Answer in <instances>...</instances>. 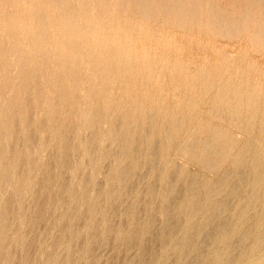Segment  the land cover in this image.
<instances>
[{
    "label": "clouds",
    "instance_id": "clouds-1",
    "mask_svg": "<svg viewBox=\"0 0 264 264\" xmlns=\"http://www.w3.org/2000/svg\"><path fill=\"white\" fill-rule=\"evenodd\" d=\"M0 78L5 162L16 136L14 122L19 121L20 137L28 134L25 97L31 87L33 104H39V78L43 110L36 122L46 113L63 116L65 105L89 115L102 106L109 121L127 113L126 122L140 124L141 132L151 117L149 145L159 136L166 154L175 151L173 160L183 163L182 174L201 168L206 209L233 185L243 193L230 230L209 247L211 264H227L228 245L252 213L264 232V0H0ZM75 119L80 122L79 115ZM40 135L41 147L30 154L37 164L46 156ZM111 138L109 130L101 147ZM245 150L258 177L247 183L240 173L244 163H238ZM18 164L17 155L14 176ZM229 171L223 190L209 193L217 176ZM33 183L28 181L26 195ZM159 195L166 199L163 189ZM198 199L189 195L187 207ZM199 215L186 218L185 238ZM19 224L7 253L13 246L22 249L27 239L22 217ZM15 260L9 255L3 264ZM240 264H264V250L250 245Z\"/></svg>",
    "mask_w": 264,
    "mask_h": 264
},
{
    "label": "bare ground",
    "instance_id": "bare-ground-1",
    "mask_svg": "<svg viewBox=\"0 0 264 264\" xmlns=\"http://www.w3.org/2000/svg\"><path fill=\"white\" fill-rule=\"evenodd\" d=\"M39 79V78H38ZM37 81V80H36ZM2 83V82H1ZM38 83V81H37ZM3 86V84H1ZM37 87L39 86L38 84H36ZM35 85V86H36ZM42 85V84H40ZM1 86V87H2ZM40 88L43 87L42 86H39ZM5 87H3L2 91L4 90ZM39 88V89H40ZM38 89V90H39ZM4 92V91H3ZM5 93V92H4ZM1 95V94H0ZM4 95V94H2ZM31 95V96H29ZM28 97H33L32 94L28 93L27 95ZM38 96V97H37ZM36 97L38 99H40L39 97V94L36 95ZM3 99V97H2ZM28 99L30 98H25V101H27ZM59 99V98H58ZM33 100V99H32ZM60 100V99H59ZM59 100L56 99V102H60ZM28 102V101H27ZM26 102V103H27ZM41 102V101H40ZM39 102V104H40ZM55 102V103H56ZM57 102L56 105H59V103ZM43 103V101L41 102ZM28 104H30L28 102ZM31 104H33V101L31 102ZM30 104V105H31ZM43 106V104H41ZM40 105V107H41ZM2 106H3V102H2ZM1 106V107H2ZM67 106V105H66ZM65 106V107H66ZM0 107V264H3V261L7 258V252H6V249L8 248V244L11 243V238H10V233L12 232V220H15L17 219L18 220V229L20 228V224H19V219L22 217L23 218V222L25 224V229H24V236H25V232H26V229H29L30 232H33L36 228L38 229V227L41 225L42 226H45L46 223L48 222V218H52L53 219V223L52 225L58 229L59 231V237L52 243V248H50V251L47 252V253H43L41 251L40 254L38 255H34L32 257L29 256V248L31 247L30 246V243L33 242L32 240L33 239H28V235L29 233L25 236L27 239L26 241L24 242L23 244V248L21 249L22 251V258L20 259V263L21 264H69V256H71V252L72 251V245H70L71 241H70V238L73 239L74 238H84L81 243H80V246L78 248V258L79 259H83L84 261H87V259L91 256V252H92V245L95 244L97 242V239L102 237V238H108L110 235H114L116 239H122L123 238V235H122V232L121 230L122 229H119V228H114L111 222V216L112 214L116 211V207L118 205V207L120 208L119 206V203L122 202L123 200V197L125 194V192L128 191H125L124 193H122V188L125 185V182L128 181L129 179H132L131 177L133 176L134 174V169H135V163H139L137 162V160L134 162H131L129 166H124L122 165L124 159H128V157L134 155V152H132V149H131V143H129V141L132 140V135H133V132L134 130L133 129H129L127 128L128 130L126 131H121V127L120 128H117V127H111L109 130L112 131V138L110 139L111 142H113V145H117L116 147L118 148L116 151H112V156H113V161L115 163V165L112 166V168H110V171L107 172L108 174L106 175L107 176V181H108V187L107 189H102V191H98L95 195L93 196H90L88 195V188H89V181L87 179H81L80 182H79V188L78 189H74V188H69L68 185H65V182L63 180V177H64V172L66 171V167L64 165V162H65V157L67 158L68 156L67 155V150H68V144H67V149L65 148V146L63 147L64 149L61 148V145H60V140L58 143H56L58 145V151H59V154L55 157L54 159V166L55 164L57 165L56 167H58V171H54V173L52 174L51 176V180H52V185L48 184L46 187L45 185H43V188L44 189V192H45V203L43 206H35V210L33 211V214H32V217L28 219V217L26 218V216L23 214V213H20V210H21V206H20V202H21V199L22 197L24 196V194H26L25 190L28 189V181H30V172L32 170V168L34 167L35 165V158L31 155L30 157V142H29V138L24 137V139H22L24 141V145H23V151L20 153V152H10L9 155H8V161L5 163V158H4V136H5V131H4V121L2 119V108ZM34 107V106H33ZM32 107V108H33ZM40 109V107L37 105L35 106V108H31V110L29 111H34V109H37V108ZM99 107V106H98ZM97 107V108H98ZM43 108V107H42ZM69 107L67 106L66 109H68ZM96 108V109H97ZM100 109H103L102 106L100 108H98V110ZM96 111L94 110V112L96 113H99L100 111ZM64 111L65 108H64ZM36 112V111H35ZM59 113V111H57ZM69 112V110H68ZM71 112V111H70ZM69 112V113H70ZM74 112V111H73ZM71 112V113H73ZM86 112V111H85ZM31 113V112H30ZM30 113L28 112V116L30 115ZM33 113V112H32ZM57 114V116H59V114ZM70 113V114H71ZM76 113V111L74 112V114ZM95 113V114H96ZM103 113V112H102ZM67 114V113H66ZM68 114V115H70ZM94 114V113H92ZM101 114V112L99 113ZM36 116V114L33 113V116ZM82 115H84V113H82L80 116V118L83 119ZM104 116V113L102 114ZM122 116V114H120ZM127 115V113L125 114V116ZM31 116V115H30ZM34 116V117H35ZM65 116V114L63 115ZM95 116V115H94ZM97 116V115H96ZM102 116V117H103ZM43 117V116H42ZM56 117V116H54ZM62 117V116H61ZM69 117V116H68ZM74 116H72V118H74ZM89 117V116H87ZM93 117V116H92ZM100 117V118H102ZM116 117H120V116H116ZM50 118V116H49ZM57 118V117H56ZM67 118V117H66ZM66 118H64L63 120L66 121ZM70 118V117H69ZM86 118V116H85ZM107 118V116L105 117ZM121 118V117H120ZM125 118V117H124ZM41 119V118H40ZM130 119V118H129ZM151 119V117L149 118ZM29 120V119H28ZM31 120V119H30ZM34 119H32L33 121ZM43 120V119H42ZM60 120V119H59ZM62 120V119H61ZM68 120V119H67ZM86 120V119H84ZM103 120V118L101 119ZM108 120V119H107ZM40 121V120H39ZM54 121V120H52ZM63 122H59L60 124L64 123ZM83 121V120H82ZM99 121V118H91V119H88L87 121V126H90L89 128H91L92 131H96V128H94L97 123H99L100 125L103 123L105 124L104 122H98ZM113 121H116L115 123L119 124L117 121H118V118L114 119ZM112 121V122H113ZM129 121V120H128ZM132 121V120H131ZM41 122V121H40ZM69 122V121H68ZM105 122H106V119H105ZM29 123H32V124H36V122H27V125ZM85 123V122H84ZM114 123V122H113ZM129 123V122H128ZM15 124H18L19 126V122L16 123L15 121ZM46 124V123H45ZM57 124V123H56ZM59 124V126H60ZM95 124V126H94ZM108 124V123H107ZM126 123H124L123 125H125ZM149 125L151 124V122L148 123ZM147 124V126H148ZM30 125V124H29ZM28 125V126H29ZM38 125V124H37ZM36 125V127H37ZM42 125V124H41ZM66 125V124H65ZM86 125V124H85ZM140 124H138L139 126ZM146 125V124H145ZM152 125V124H151ZM27 126V127H28ZM58 126V125H57ZM73 126V125H72ZM114 126H117V125H114ZM119 126H122V125H119ZM34 128V126H32ZM41 127V126H40ZM49 127V126H48ZM52 127V126H51ZM67 126H64L63 129L61 131L64 130V128H66ZM70 127V126H69ZM81 127V126H79ZM134 127V126H133ZM47 128V127H46ZM77 128V127H76ZM101 128V126H100ZM125 128V126H124ZM145 128V127H144ZM42 129V127H41ZM44 129V128H43ZM56 129L58 130L57 133L59 132V127ZM54 129V130H56ZM136 129V128H135ZM139 129V128H137ZM136 129V130H137ZM141 129V127H140ZM150 126L148 127V129H146V133L148 132V130L150 131ZM36 130V129H35ZM38 130V129H37ZM49 130V129H47ZM52 130V129H51ZM67 130V128L65 129ZM77 130V129H75ZM79 130V129H78ZM86 130V129H85ZM99 130V129H98ZM97 130V131H98ZM135 130V131H136ZM152 130V129H151ZM15 131H16V135L19 134L20 132V128L18 127H15ZM31 131V130H30ZM39 131V130H38ZM72 131V129H71ZM107 130H105L106 132ZM144 131V130H143ZM43 132V131H41ZM64 132V131H63ZM86 132V131H85ZM93 132V133H94ZM31 133V132H30ZM28 133V134H30ZM47 133V132H46ZM54 133V131L52 132ZM68 133L71 134V132L68 131ZM88 133H92V132H88ZM136 133V132H134ZM139 133V132H138ZM142 133V132H141ZM151 132H148V134H150ZM39 134V133H38ZM62 134V133H61ZM78 134V133H77ZM76 134V135H77ZM97 134V133H96ZM105 134V133H103ZM106 134H109V131L106 133ZM105 134V135H106ZM119 134V135H117ZM145 134V133H144ZM146 135L145 139L148 140V143H149V135ZM31 135V134H30ZM58 135V134H56ZM64 135H67L64 134ZM73 135V134H72ZM71 135V136H72ZM75 135V134H74ZM75 135V136H76ZM91 135V134H90ZM136 135L140 136V134H137ZM151 135V134H150ZM53 136V135H52ZM55 136V135H54ZM95 136V135H94ZM99 136V135H98ZM97 136V137H98ZM104 136V135H103ZM19 137V136H18ZM41 137V136H39ZM51 137V136H50ZM68 137V136H67ZM86 137V136H85ZM89 137V136H88ZM96 137V138H97ZM105 137V136H104ZM102 135H101V138L103 140ZM107 137V136H106ZM136 137V136H134ZM54 138V137H53ZM58 138V137H57ZM64 138V136H63ZM77 138V137H76ZM17 139V138H16ZM20 139V138H19ZM40 139V138H39ZM56 139V138H55ZM54 139V140H55ZM71 139H75V137H71ZM84 139V138H83ZM93 138H91V141L89 143V141L86 140V142H88L91 146H89L87 149H84L85 151H87L88 153V157L86 158L87 159V162H88V166H89V171L92 173H95L97 172L98 168H99V160L101 161V159L107 157L108 155H106V153L104 152H100V153H96L95 155H91V149H95L97 152V148L99 149L100 146L98 145V143H96L97 145L94 144V140H92ZM95 139V138H94ZM22 140H21V143H22ZM36 140V139H35ZM38 140V139H37ZM63 140V139H62ZM77 140V139H76ZM99 140V139H98ZM141 141V143H144L145 141H143L142 139H139ZM138 140V141H139ZM161 140V139H160ZM41 142V139L38 140ZM97 141V140H96ZM136 141V140H135ZM154 141V140H152ZM156 141V140H155ZM33 142V141H31ZM57 142V141H56ZM63 142V141H62ZM65 142V141H64ZM63 142V143H64ZM68 142V141H67ZM75 142V141H74ZM85 142V141H84ZM134 142V141H133ZM160 142V141H159ZM158 142V146L160 145H163L161 143ZM162 142V140H161ZM19 143V142H18ZM38 143V142H37ZM36 143V144H37ZM115 143V144H114ZM140 143V142H139ZM154 143V142H153ZM16 144V142H15ZM44 144V142H43ZM55 144V145H56ZM65 144V143H64ZM87 144V143H86ZM85 144V145H86ZM88 144V145H89ZM132 144H135V143H132ZM156 143H154V147ZM41 145V144H40ZM71 145V144H70ZM79 145V144H78ZM84 145V147H86ZM136 145H139V144H136ZM136 145H133L132 147L136 146ZM143 145V144H142ZM81 146V145H80ZM144 146V145H143ZM157 146V147H158ZM166 146V145H165ZM164 146V147H165ZM25 147L27 148V151H25ZM79 147V146H78ZM110 147V146H109ZM146 146H144L145 148ZM149 147V145L147 144V148ZM151 147V146H150ZM153 147V146H152ZM178 147V145H177ZM193 149L195 148V145L193 144L192 145ZM52 148V147H51ZM54 148V147H53ZM56 148V149H57ZM80 148V147H79ZM77 148V149H79ZM107 148V147H106ZM137 148V146H136ZM158 148L159 151H155L157 150ZM157 149L153 148L152 151L151 149L149 148V152H161V147H158ZM163 148V147H162ZM175 148V147H174ZM71 149V148H70ZM69 149V150H70ZM81 149V148H80ZM166 149V148H165ZM164 149V150H165ZM14 150H17V149H14ZM50 150V149H49ZM55 150V148H54ZM68 150V151H69ZM83 150V151H84ZM100 150V149H99ZM108 150H111V149H108ZM146 150V149H145ZM163 150V149H162ZM11 151H13L11 149ZM74 151V150H73ZM78 151V150H76ZM133 151H135V148L133 149ZM246 151V150H245ZM53 152V151H52ZM63 152V153H61ZM70 152V151H69ZM114 152V154H113ZM138 151L136 150V153ZM139 152H142L143 151H139ZM163 152V151H162ZM161 152V154L163 155V153ZM58 153V152H57ZM61 153V154H60ZM66 153V154H65ZM78 153V152H77ZM82 153V151H81ZM135 153V156L137 155ZM140 153V154H142ZM155 153H152V156L154 157L155 156ZM56 154V153H55ZM76 154V153H75ZM151 154V153H149ZM17 155L19 157V164H18V167H19V170H18V167H16L15 169V176L13 175V167L12 165L15 163L16 161V158H17ZM54 155V154H53ZM81 155V154H80ZM160 155L159 157L163 158L164 156ZM166 155V154H164ZM168 155V154H167ZM82 156L83 153H82ZM81 156V157H82ZM139 156V154L137 155ZM151 156V155H150ZM243 153H241V156L240 158H238V163H241L243 162L242 159L244 160L243 158ZM51 157V155H50ZM54 157V156H53ZM70 157V156H69ZM85 157V156H84ZM134 157V156H133ZM131 157L132 159H136V157ZM140 157V156H139ZM142 157V156H141ZM158 157V156H157ZM246 157V155H245ZM71 158V157H70ZM109 158V157H108ZM156 158V156H155ZM166 158V157H164ZM247 158H248V155H247ZM38 159V158H37ZM53 159V158H52ZM77 159V158H75ZM143 160V158H141ZM84 160V159H83ZM145 160V159H144ZM148 160V159H147ZM146 160V162H147ZM160 160V159H158ZM248 160V159H247ZM109 161V160H108ZM111 161V160H110ZM131 161V160H130ZM138 161H140V159L138 158ZM245 161H246V158H245ZM50 162V161H49ZM73 162V161H72ZM85 162V161H84ZM125 162L127 163V160H125ZM168 161H165L164 163V166L167 164ZM78 163V161H77ZM76 163V164H77ZM6 164V166H5ZM43 164V163H42ZM74 164V163H73ZM87 164V163H86ZM112 164V163H111ZM145 164V163H144ZM146 164H150V163H146ZM48 165V164H47ZM47 165H45L44 167H47ZM53 165V164H52ZM142 165V164H140ZM162 165V163H161ZM252 168H254V166H256L255 162L253 164H251ZM78 167V165H76ZM107 166V165H106ZM151 166H152V163H151ZM163 166V165H162ZM51 166H49L50 168ZM148 167V166H147ZM155 167V166H154ZM153 167V168H154ZM179 167V166H177ZM250 167V165H249ZM35 168V167H34ZM48 168V170H49ZM54 168V167H53ZM52 168V169H53ZM80 168V166H79ZM103 168V167H101ZM142 168V167H141ZM140 168V169H141ZM151 168V167H150ZM148 168V169H150ZM152 168V169H153ZM200 168V167H199ZM56 169V168H55ZM147 169V170H148ZM150 169V170H152ZM198 169V168H197ZM201 169V168H200ZM199 169V171H200ZM251 169V168H250ZM40 170V169H39ZM45 170H47V168H45ZM54 170V169H53ZM80 170V169H79ZM78 170V171H79ZM249 170V169H248ZM138 171V170H137ZM142 171V170H141ZM163 171V170H162ZM175 171V170H174ZM243 171V169H242ZM34 172V171H33ZM44 172V170H43ZM51 172V170H50ZM49 172V173H50ZM151 172V171H150ZM182 172V170H181ZM202 172V171H200ZM253 171H250V173H252ZM78 173V172H77ZM104 173V172H103ZM101 173V174H103ZM138 173V172H136ZM197 174L199 172H196ZM195 173V174H196ZM242 173V172H241ZM260 173L264 174V168L263 169H260ZM36 174V173H35ZM44 174V173H43ZM90 174V173H89ZM100 174V175H101ZM160 174H163L160 173ZM177 174V173H176ZM230 171L227 173V174H219L216 178V181H215V185L210 188L208 190L209 193H215L216 191L218 190H223L224 186L226 185V180L228 178V176L230 175ZM70 175V174H69ZM86 175V174H85ZM92 175H89V176H92ZM142 175V174H141ZM200 175V173L198 174ZM245 175V174H244ZM249 175H252V174H249ZM87 176V175H86ZM181 176V175H180ZM47 177V176H46ZM69 177V176H68ZM165 177V176H163ZM245 177V180H246V176H243ZM252 177V176H251ZM36 178V177H35ZM49 178V177H48ZM78 178V177H77ZM103 178V177H102ZM150 178V177H149ZM253 178H258L257 176H254ZM166 179V178H165ZM34 181V179H33ZM98 181V180H97ZM116 181V185H114L112 182ZM143 181V180H142ZM39 182V181H38ZM47 182V181H46ZM74 182V181H73ZM111 182V183H110ZM131 182V181H130ZM163 182L164 179H163ZM169 182V181H168ZM167 182V183H168ZM174 183V182H173ZM246 183V182H245ZM78 184V183H77ZM134 184V183H133ZM175 184V183H174ZM131 185V184H129ZM128 185V186H129ZM185 192H184V196L183 198L177 202L176 198H175V202L177 203H174L173 206H172V202L174 201H171L172 199H170L171 201V204L169 202V199H167L169 196L168 195H171L170 193H172L175 189L174 187H172L171 185H165V187H163V191L166 193V199L168 200V202L166 203L165 201H162L165 202L166 204H164L163 202L161 204H164L162 205V208H161V213L163 215L164 218L159 228V232L157 234V242H159V246H160V258H158V261H157V264H167L169 262H167V259L169 258V254L170 251H172V253H176V258L174 260V263L173 264H211L210 260H209V247L210 245L212 244V242L216 239V237L221 234L222 232L226 231V230H230L232 224L234 223V220L231 221V222H227V221H216V215L219 213V211L224 207V203L225 201L223 202H216V205L209 208V209H205L204 210V217L202 216L201 219L197 220L196 223L193 225V231L187 235V238H185V222H186V218L189 217V216H193V215H196L197 213H199V211L201 209H203V206L205 205V196L208 195V193L205 192L204 190V181H202V183H200V180L198 177L196 176H191L190 178H188V180L186 181L185 184ZM182 185V186H183ZM33 186V185H32ZM91 186V185H90ZM105 186V185H104ZM175 186V185H174ZM106 187V186H105ZM149 187V186H148ZM38 188V187H37ZM36 188V189H37ZM77 188V187H76ZM91 188V187H90ZM99 188V187H98ZM126 188V187H125ZM132 189L133 186L131 187ZM8 189H11V194L10 195H7L5 196L4 195V192ZM93 189V188H91ZM149 189L148 190V194L149 195H152L153 192H154V189L149 187L147 188ZM94 190V189H93ZM131 190V189H130ZM233 191V189H230ZM38 191V189H37ZM36 191V192H37ZM43 191V190H42ZM134 191V190H133ZM132 191V192H133ZM230 191V192H232ZM8 192V191H7ZM136 191H134L135 193ZM161 192V191H160ZM178 192H181V191H177V195H178ZM235 192V191H234ZM130 193V191H129ZM133 193V194H134ZM139 193V192H138ZM159 193V192H158ZM233 193V192H232ZM35 194H38V193H35ZM175 194V193H174ZM173 194V195H174ZM198 194L199 195V199L193 203V205L189 208L187 207L186 205V200L188 198L189 195H196ZM228 194V193H227ZM32 195V193H31ZM126 195H128L126 193ZM132 195V193H131ZM130 194L128 196H131ZM135 195V194H134ZM226 195V194H225ZM235 195V194H234ZM133 196V195H132ZM131 196V197H132ZM25 197V196H24ZM42 197V196H40ZM179 197V196H178ZM237 197V196H236ZM32 198V197H30ZM128 198V197H127ZM180 198H181V194H180ZM223 198H224V195H223ZM240 198H243V195H241L239 198L237 199H240ZM135 199V198H134ZM156 199V198H155ZM165 199V200H166ZM237 199H235L237 201ZM44 200V199H43ZM125 200V199H124ZM129 200V198H128ZM131 200V199H130ZM127 201V200H126ZM133 201V200H132ZM160 201V200H159ZM235 201V203H236ZM34 202V201H33ZM124 202V201H123ZM146 202V201H145ZM144 202V203H145ZM101 203H104L103 205H101ZM126 203V202H125ZM130 203V202H129ZM156 203V202H155ZM34 204V203H33ZM40 204V203H39ZM48 204H52V206L54 208H56L55 206H59V208H62V212L61 213H58L57 217H53L54 214H52L51 216H49L48 214H46L47 212V206ZM127 204V203H126ZM147 204V203H146ZM227 205V204H226ZM235 205V204H233ZM31 206H33L31 204ZM82 206H86V211H87V214L89 216V218L91 220L93 219H100L101 220V224H102V231L99 232L96 227H94L92 224H87L85 227L83 225V227L85 228L84 230H80V231H75V226L77 225L78 222H82L80 219L84 213L85 214V211L83 212L82 211ZM128 206V205H127ZM155 206V205H154ZM161 206V205H160ZM176 207L179 211V213H181L182 215V223L178 221H174L172 220V217L170 216L169 214V211L170 210H173L171 209L170 207ZM153 207V206H152ZM235 207V206H233ZM50 208V207H49ZM57 208V209H59ZM128 209H126V217H127V221L129 222V225L130 226H133V228L130 230L129 229V234L127 236V240L126 242L130 243L132 241H134L138 236H144L148 230L153 226V222L151 220H147L146 222L144 223H141L140 225H138L137 221L135 222V217L137 215L136 213V205H135V202L133 204H130L129 207H127ZM120 209H123V208H120ZM122 211H125V210H122ZM149 211V210H148ZM147 211V212H148ZM224 210H221V212H223ZM30 212V211H29ZM218 212V213H217ZM32 212H30L31 214ZM121 213V212H119ZM125 213V212H124ZM123 213V214H124ZM143 213V212H142ZM141 213V214H142ZM176 213V212H175ZM174 213V214H175ZM217 213V214H216ZM255 213V212H254ZM123 214L121 213V215L123 216ZM144 214V213H143ZM119 215V214H117ZM173 215V214H172ZM180 215V216H181ZM220 215V214H219ZM177 216V215H176ZM98 217V218H96ZM118 217V216H117ZM143 217V216H142ZM162 217V216H161ZM179 217V216H178ZM220 218V216H218ZM180 218V219H181ZM199 218V217H198ZM115 219V217H114ZM113 219V220H114ZM124 219V218H122ZM121 219V220H122ZM225 219V218H224ZM89 220V219H88ZM140 220V219H139ZM126 221V222H127ZM88 222V221H87ZM98 222V221H96ZM122 222V221H121ZM86 223V222H85ZM94 223V221H93ZM81 224V223H80ZM95 224V223H94ZM100 224V223H99ZM115 224V223H114ZM122 225V224H121ZM128 225V226H129ZM157 225V224H156ZM258 225H259V217L257 216V214H255V216L252 215L249 217L248 219V223H247V227L244 229V231L242 232V234L237 237L236 240L232 241L229 243L228 245V258H227V264H240V260L242 258V256L247 252L248 248L250 247V245L252 244H257L259 248H261L262 250H264V232H261V231H258ZM46 227V226H45ZM49 227V226H47ZM82 227V228H83ZM122 227V226H121ZM78 228V227H77ZM99 228V227H97ZM40 229V228H39ZM17 230V229H16ZM51 230V229H50ZM155 230V229H154ZM19 231V230H18ZM156 231V230H155ZM152 233V232H151ZM155 233V232H154ZM51 234V233H50ZM124 234V233H123ZM39 235V234H38ZM125 235V234H124ZM155 235V234H154ZM6 236L8 237L7 240H6ZM156 236V235H155ZM154 237V236H153ZM198 237L199 238V241H196L195 238ZM113 238V237H112ZM76 240V239H75ZM99 240H102L101 238ZM155 240V238H154ZM139 241V240H138ZM48 242V241H47ZM73 242V240H72ZM103 242V240H102ZM105 242V241H104ZM182 242L183 246L181 248H178V250H173V249H177V245L180 244ZM153 243V242H152ZM43 244V243H42ZM98 244V243H97ZM204 244V245H202ZM205 244H207L208 246L206 247ZM35 245V244H34ZM37 245V244H36ZM76 245V244H75ZM181 245V244H180ZM39 246V245H37ZM130 246V245H129ZM151 246V245H150ZM141 247V246H140ZM157 247V246H156ZM76 248V247H75ZM146 248V247H145ZM18 249V248H17ZM46 249V247H45ZM130 249V248H129ZM44 250V249H43ZM99 250V249H98ZM65 251V254L64 256L62 255V252ZM108 251V250H106ZM142 251V250H141ZM141 254V253H139ZM140 256V255H139ZM43 257V258H41ZM156 257V255H155ZM159 257V256H158ZM74 259V257H73ZM147 259V258H146ZM155 258L152 259V261L154 260ZM160 259V260H159ZM171 259V258H170ZM148 260V259H147ZM173 260V259H172ZM129 261V260H128ZM143 261V260H142ZM151 261V259H150ZM149 261V263H150ZM119 262V261H118ZM141 262V261H139ZM154 263V262H152ZM151 263V264H152ZM172 262L170 261V264ZM138 264V263H137Z\"/></svg>",
    "mask_w": 264,
    "mask_h": 264
},
{
    "label": "rangeland",
    "instance_id": "rangeland-1",
    "mask_svg": "<svg viewBox=\"0 0 264 264\" xmlns=\"http://www.w3.org/2000/svg\"><path fill=\"white\" fill-rule=\"evenodd\" d=\"M37 81H38V83H37V81H36V84H38L39 86H42V85H40L41 84V81H40V79H36ZM2 82V83H1ZM1 84H3V86L1 85ZM35 84V85H36ZM2 86V87H1ZM37 87V85L35 86V88H36V95H38L39 94V98L40 99H38L37 97V99L39 100V102L41 101H43V98H42V96H41V93H43V91H44V87ZM3 87H4V83H3V80H2V78H0V107L2 106V102H3V99H2V97L4 98V96H5V88H4V92L2 91V89H3ZM2 88V89H1ZM40 88V89H39ZM39 89V90H38ZM28 93L30 94H32V88L31 87H29V89H28ZM2 94H4V95H2ZM29 96H31V95H29ZM25 98H30V99H26L30 104H31V102L33 101L32 99H33V97L31 98V97H28V96H26ZM57 100H59L58 98H57ZM27 101H25V102H27ZM60 101V100H59ZM28 102L26 103V106L28 107V109L29 110H31V108L33 107V108H35V106H37V105H34V104H28ZM40 102V104H38V106L40 107V105L41 104H43V103H41ZM58 102V101H57ZM57 102H56V104H57ZM59 104H60V102H58ZM58 106V105H57ZM66 106V105H65ZM68 106V105H67ZM67 106L65 107V110L66 111H64V114H65V116H62L61 117V114H60V112L58 113L57 111L55 112V114L54 115H52L50 118H49V115H47V113L43 116V117H41V119H40V121L39 122H36V119H35V117L33 116V113L34 114H37V111L38 110H43V106L41 105V107H40V109L39 108H37V109H34V111H28L29 113H30V115L27 117V122H29V121H31V122H36V124H32V123H29L27 126H28V133H30V134H27V138H29L30 140H29V142H30V151H32V152H30V154L31 153H34L37 149H39L40 147H41V142L40 141H38V140H40L41 139V137H39V136H41L40 134L41 133H44V136H43V142H44V144H43V148L46 150V156H45V159H44V161H43V164L41 163V164H37V156H33L34 158H35V165H34V167L32 168V170H31V172H30V174H29V176H30V179H31V181H33V179H34V183L32 184L33 186L31 187V192H30V195H26V194H24V196L22 197V199H21V202H20V206H21V210H20V213H23L25 216H26V218L28 217V219L29 218H31L32 217V214H33V211L35 210V206H37V207H41V206H43L44 205V203H45V192H44V189H42L43 188V185H45V187L48 185V184H50V185H52V180H51V176H52V174L54 173V171H58V167H56L57 165L55 164V166H54V159H55V157L59 154V151H58V145L56 144V143H58L59 142V140H60V145H61V148L62 149H64L63 147L65 146V148L67 149V144H68V150L70 151H68L67 150V155L66 156H68L67 158L65 157V162H64V165H65V167H66V171L64 172V177H63V180H64V182H65V185H68V187L69 188H74V189H78L79 188V182H80V180L81 179H87L89 182V188H88V195H90V196H93V195H95L98 191H102V189L104 190V189H107V187H108V181H107V172H109L110 171V168H112V166L113 165H115V163H114V161H113V156H112V151L114 150V151H116L118 148L116 147L117 145L115 144V145H113V142H111V140L110 139H108L104 144H103V147H101V142L102 141H105V138H106V136H108V134H106L108 131H109V129L111 128V127H117V128H124V126H125V128H126V130H128L127 128H131V129H133L134 130V132H136L137 134H140V136L138 135H136V133H134L133 132V135H132V140L131 141H129V143H131V145L133 146V145H136V144H139V145H136L137 146V148H136V146H134V147H132L131 146V149H132V152H134V157H136V159L132 156V154H131V156L130 157H128V159H124V161H123V163H122V165H124V166H129L130 165V163L131 162H134V160L136 161L137 160V162H139V163H136V162H134L135 163V169H134V174H133V176L131 177L132 179H129L128 181H126L125 182V185L126 186H124L123 188H122V193H124L125 191H127V189H128V191L127 192H125V194H123L124 195V197H123V200H122V202L121 203H119V206H120V208H123V209H120L119 207H118V205H117V209H116V211L112 214V216H111V222H112V224L113 225H115V226H113L115 229L116 228H119V229H122L123 228V230H121V232H122V235H123V238L122 239H116L115 238V236L114 235H110L108 238H102V237H100L102 240H103V242H102V240H99L100 238H98L97 239V242L95 243V244H93L92 245V252H91V256L87 259V261H84L83 259H79L77 256H78V248H79V246H80V243H81V241L84 239V238H74L73 239V237H72V239L70 238V241H71V243H70V245H72V251L73 252H71L70 254H71V256H69V264H151L152 262H154V263H152V264H157V261H158V258H160V255H158V254H160V246H159V242H157V234H158V232H159V228H160V226H161V224H162V222L161 221H163V219L162 218H164L163 217V215H162V213L160 212L161 211V208H162V205H164V204H166L167 202H168V200L167 199H169V202H170V204H171V201H174V202H172V206H173V204L174 203H177L178 201H180L182 198H183V196H184V192H185V185H183V184H185L186 183V181L188 180V178H190L191 176H196V177H198L199 178V180H200V183H202V181H204V179H203V176H204V174H203V172H200L201 171V169L199 168V167H195V168H193V167H189V169L186 171V172H183V174H182V172H181V170L183 171V168H184V165H183V163L180 161V160H173V156L175 155V151H173V152H170V153H167L166 154V152H165V148H166V146L165 145H160V146H158L159 144H158V142L159 143H161L162 144V142H161V138L159 137V136H157L155 139H153L154 141H152L151 142V145H149V143H148V140L147 139H145L146 137V135L148 134V132H151L150 134L152 135V125L150 124H148L149 122H151V119H149L148 118V123H146V125L144 124L143 125V132L141 133V129H140V127H141V125H139L138 126V124L137 125H135L134 127H133V125H132V121H131V119H127V122H126V116H128L129 114H127L126 116H125V114L126 113H122V116L120 115V114H117L116 116H120V117H115V119L116 118H118V123L119 124H117V123H115L116 121H113V120H111V121H109V120H107L108 118H105L106 117V114L104 113V111H103V109H101V111H100V109L98 110V108H100L101 106H99L97 109H95L96 111L98 110V111H100L101 112V114H99V113H96V112H92V113H94V114H92L91 113V115H89L88 114V112H87V110H86V112H84V115H82V117H83V119L82 118H80V122H77V120L75 119V117L77 116V115H79V117H81L80 115V113H75L74 114V110H71V112H73V113H71L70 112V109L68 108V109H66L67 108ZM3 107V106H2ZM1 107V108H2ZM33 108H32V110H33ZM2 110H3V108H2ZM68 110H69V112L71 113H69L68 112ZM36 111V112H35ZM33 112V113H32ZM104 113V116L102 115L103 113ZM56 113H58L59 114V116H57V114ZM67 113V114H66ZM96 113V114H95ZM68 114H70V115H68ZM75 115V117L74 118H72V116H74ZM95 115V116H94ZM97 115V116H96ZM54 116H56V117H54ZM70 118H69V117ZM85 116H86V118H85ZM87 116H89V117H87ZM99 118V121L98 122H104L105 124L106 123H108L109 124V127L108 128H105L104 127V125L105 124H99V123H97V125L95 126V124H94V128H96V131L94 132V131H92L91 130V128H89L90 126H87L88 124H87V121H88V119H91V118ZM103 116V117H102ZM67 117V118H66ZM100 117H102L103 118V120H101L102 118H100ZM125 117V118H124ZM64 118H66V121H64L65 119ZM29 119V120H28ZM31 119V120H30ZM32 119H34L33 121H32ZM43 119V120H42ZM60 119V120H59ZM62 119V120H61ZM64 119V120H63ZM68 119V120H67ZM84 119H86V120H84ZM105 119H106V122H105ZM50 120H51V123H50ZM52 120H54V121H52ZM83 120V121H82ZM129 120V121H128ZM57 121H59V122H63L64 121V123L62 124H60L59 122H57ZM69 121V122H68ZM114 123H113V122ZM17 122H19L18 120H16V123ZM85 122V123H84ZM129 122V123H128ZM15 123V122H14ZM46 123V124H45ZM57 123V124H56ZM124 123H126L125 125H123ZM38 124V125H37ZM42 124V125H41ZM59 124H60V126H59ZM66 124V125H65ZM86 124V125H85ZM147 124H148V126H147ZM36 125H37V127H36ZM58 125V126H57ZM73 125V126H72ZM114 125H117V126H114ZM119 125H122V126H119ZM32 126H34V128L32 127ZM42 127V129H41V127ZM49 126V127H48ZM52 126V127H51ZM64 126H67L66 128H67V130H65L66 128H64V132L63 131H61L62 129H63V127ZM70 126V127H69ZM79 126H81V127H79ZM100 126H101V128H100ZM150 126V131L148 130V132L146 133V129H148V127ZM15 127H18L19 128V126H18V124H15ZM47 127V128H46ZM56 127L58 128L59 127V132L57 133V129H56ZM77 127V128H76ZM145 127V128H144ZM44 128V129H43ZM137 128H139V129H136ZM36 129V130H35ZM39 131H38V130ZM47 129H49V130H47ZM52 129V130H51ZM54 129H56V130H54ZM71 129H72V131H71ZM75 129H77V130H75ZM78 129L79 130H81L82 129V132H81V134L79 135V142H77V133H78ZM86 129V130H85ZM99 129V130H98ZM31 130V131H30ZM98 130V131H97ZM105 130H107L106 132H105ZM136 130V131H135ZM41 131H43V132H41ZM54 131V133H52ZM68 131L69 132H71V134L70 133H68ZM86 131V132H85ZM92 132V133H88V132ZM47 132V133H46ZM94 132V133H93ZM139 132V133H138ZM39 133V134H38ZM62 133V134H61ZM67 133V135H64V134H66ZM97 133V134H96ZM103 133H105V134H103ZM145 133V134H144ZM56 134H58V135H56ZM73 134V135H72ZM76 136H75V135ZM91 134V135H90ZM150 134H148L149 136H151ZM53 135V136H52ZM55 135V136H54ZM72 135V136H71ZM95 135V136H94ZM99 135V136H98ZM101 135H102V137H104L103 138V140H102V138H101ZM104 135V136H103ZM19 136V134L18 135H16L15 136V138H14V141H13V143H11L8 147H9V153L11 152H14V151H18V150H14V149H17V142H19V151L18 152H22L23 151V145H24V141L22 140V139H24V137H18ZM51 136V137H50ZM63 136H64V138H63ZM68 136V137H67ZM86 136V137H85ZM89 136V137H88ZM98 136V137H97ZM134 136H136V137H134ZM54 137V138H53ZM58 137V138H57ZM71 137H75V139H71ZM97 137V138H96ZM17 138V139H16ZM20 138V139H19ZM22 138V139H21ZM40 138V139H39ZM56 138V139H55ZM84 138V139H83ZM91 138H93L92 140H94V144L95 145H97L96 143H98V145L100 146V150L97 148V150H98V152L95 150V149H91V155H95L96 153H100V152H104V153H106V155H108L107 157H105V158H103V159H101V161L99 160V162H98V166H99V168H98V170H97V172H95V173H93V175H92V173L89 171V166H88V162H87V157H84V156H82V153H83V155H84V152H85V150L84 149H87L89 146H91L89 143H90V141H91ZM95 138V139H94ZM36 139V140H35ZM38 139V140H37ZM55 139V140H54ZM63 139V140H62ZM99 139V140H98ZM139 139H142L143 141H145L144 143H141V141L139 140ZM21 140H22V143H21ZM86 140L87 141H89V143L88 142H86ZM97 140V141H96ZM136 140V141H135ZM139 140V141H138ZM156 140V141H155ZM31 141H33V142H31ZM57 141V142H56ZM65 143H63V142ZM68 141V142H67ZM75 141V142H74ZM85 141V142H84ZM134 141V142H133ZM15 142H16V144H15ZM38 142V143H37ZM140 142V143H139ZM156 143L155 144V146L157 145L158 147H161V152L163 153V155L161 154V152H149L150 150H149V148L151 149V151H152V149L153 148H155V149H157L158 147L156 146V147H154V143ZM37 143V144H36ZM87 143V144H86ZM132 143H135V144H132ZM56 144V145H55ZM71 144V145H70ZM79 144V145H78ZM81 144H86L85 146L86 147H84L83 149L81 148ZM89 144V145H88ZM146 146L145 148H144V146ZM147 144L149 145V147L147 148ZM97 145V146H98ZM81 148H79V147ZM110 146V147H109ZM151 146V147H150ZM153 146V147H152ZM165 146V147H164ZM52 147V148H51ZM55 148V150H54V148ZM107 147V148H106ZM163 147V148H162ZM174 147H177V145H174ZM57 148V149H56ZM77 148H79V149H77ZM135 148V151H133V149ZM11 149L13 150V151H11ZM50 149V150H49ZM108 149H111V150H108ZM116 149V150H115ZM146 149V150H145ZM159 149L160 148H158L157 150H155V151H159ZM163 149V150H162ZM74 150V151H73ZM76 150H78V151H76ZM84 150V151H83ZM136 150L138 151L137 153H136ZM154 150V149H153ZM53 151V152H52ZM81 151H82V153H81ZM139 151H143V153L142 152H139ZM58 152V153H57ZM78 152V153H77ZM246 152H247V150L245 151V153H243V158H244V160L242 159V161L243 162H241V163H244V167L242 168L243 169V171H242V169H240V173H241V175L242 176H246V180H245V182L247 183V179L249 178V177H251V178H253L254 177V172H252V173H250V171H253V168L251 167L252 165L251 164H249V163H246V161H248L249 160V156H248V158H247V154H246ZM56 153V154H55ZM61 153H63V152H61ZM60 153V154H61ZM76 153V154H75ZM135 153L138 155L139 154V156H135ZM140 153H142V154H140ZM149 153H151V154H149ZM152 153H155V156H156V158H155V156L153 157L152 156ZM54 154V155H53ZM66 154V153H65ZM81 154V155H80ZM113 154H114V152H113ZM164 154H166V155H164ZM50 155H51V157H50ZM151 155V156H150ZM160 155H162V156H164V157H166V158H161V157H159ZM245 155H246V157H245ZM54 156V157H53ZM82 156V157H81ZM142 156V157H141ZM158 156V157H157ZM109 157V158H108ZM131 157H133L134 159H132ZM53 158V159H52ZM75 158H77V159H75ZM138 158L140 159V161H138ZM141 158H143V160L141 159ZM245 158H246V161H245ZM82 159H84L83 160V167H81L80 166V162H81V160ZM145 159V160H144ZM148 159V160H147ZM158 159H160V160H158ZM248 159V160H247ZM109 160V161H108ZM111 160V161H110ZM125 160H127V163L125 162ZM131 160V161H130ZM146 160H147V162H146ZM50 161V162H49ZM73 161V162H72ZM77 161H78V163H77ZM85 161V162H84ZM165 161H168L167 162V164L164 166V163H165ZM6 163V162H5ZM74 163V164H73ZM77 163V164H76ZM87 163V164H86ZM112 163V164H111ZM145 163V164H144ZM146 163H150L149 165L148 164H146ZM151 163H152V166H151ZM161 163H162V165H161ZM48 164V165H47ZM53 164V165H52ZM140 164H142V165H140ZM45 165H47V167H44ZM76 165H78V167L76 166ZM107 165V166H106ZM249 165H250V167H249ZM5 166H6V164H5ZM49 166H51L50 168H49ZM79 166H80V168H79ZM148 166V167H147ZM155 166V167H154ZM177 166H179V167H177ZM54 167V168H53ZM101 167H103V168H101ZM142 167V168H141ZM151 167V168H150ZM154 167V168H153ZM45 168H47V170H45ZM48 168H49V170H48ZM54 170H53V169ZM56 168V169H55ZM141 168V169H140ZM148 168H150V169H152V170H150V169H148ZM198 168V169H197ZM251 168V169H250ZM40 169V170H39ZM80 169V170H79ZM148 169V170H147ZM167 169V176H166V179H165V177H163V176H165V170ZM199 169H200V171H199ZM249 169V170H248ZM261 169H263V168H261ZM18 170H19V167H18ZM43 170H44V172H43ZM50 170H51V172H50ZM79 170V171H78ZM138 170V171H137ZM142 170V171H141ZM163 170V171H162ZM175 170V171H174ZM34 171V172H33ZM73 171H76V176H75V179L73 178V176H72V172ZM151 171V172H150ZM50 172V173H49ZM53 172V173H52ZM78 172V173H77ZM104 172V173H103ZM136 172H138V173H136ZM163 172V174H160V173H162ZM196 172H199L200 173V175H198ZM36 173V174H35ZM44 173V174H43ZM90 173V174H89ZM101 173H103V174H101ZM177 173V174H176ZM196 173V174H195ZM70 174V175H69ZM87 176H86V175ZM101 174V175H100ZM142 174V175H141ZM245 174V175H244ZM249 174H252V175H249ZM89 175H92V176H89ZM181 175V176H180ZM47 176V177H46ZM69 176V177H68ZM36 177V178H35ZM49 177V178H48ZM78 177V178H77ZM87 177V178H86ZM103 177V178H102ZM150 177V178H149ZM245 178V177H244ZM163 179H164V181L165 182H163ZM98 180V181H97ZM143 180V181H142ZM39 181V182H38ZM47 181V182H46ZM74 181V182H73ZM131 181V182H130ZM169 181V182H168ZM168 182V183H167ZM175 184H174V183ZM229 181H228V178H227V180H226V184L228 183ZM78 183V184H77ZM111 183V182H110ZM114 185H116L115 183H116V181H114V182H112ZM134 183V184H133ZM129 184H131V185H129ZM91 185V186H90ZM106 187H105V186ZM129 185V186H128ZM165 185H171L172 187H174V191L172 192V193H170L171 195H168L169 197L165 200V199H163V201H165V202H163L162 201V199L160 198V191L163 189V187H165ZM175 185V186H174ZM183 185V186H182ZM133 186V188L134 189H132L131 187ZM151 187V188H153L154 189V192H153V194L152 195H149L148 194V190L149 189H147V188H149V187ZM38 187V188H37ZM77 187V188H76ZM93 188V189H91V188ZM99 187V188H98ZM126 187V188H125ZM38 189V191H37V189ZM131 189V190H130ZM233 191L232 190H228V191H226V192H224V198H223V196H221V198L218 200V202H223V201H225V202H223L224 203V207L221 209V210H224L223 212H221V210L219 211V213L216 215L217 217H216V221H220V222H224V221H229V222H231V221H233V216H232V212L234 211V209H235V207H233V206H235V205H233V204H236L237 202H238V200L239 199H237V198H239L241 195H243V193L242 192H238V191H236L235 189H236V186L235 185H233ZM28 190L29 189H26L25 190V192L27 193L28 192ZM43 190V191H42ZM136 191L135 193H134V191ZM8 191V192H7ZM37 191V192H36ZM129 191H130V193H129ZM133 191V192H132ZM177 191H181V192H178V195H177ZM230 191H232V192H230ZM235 191V192H234ZM139 192V193H138ZM159 192V193H158ZM5 193H6V195H5ZM31 193H32V195H31ZM35 193H38V194H35ZM126 193L129 195H131V193H132V197L131 196H128V195H126ZM135 195H134V194ZM175 193V194H174ZM228 193V194H227ZM11 194V191L8 189V190H6L5 192H4V195L5 196H7V195H10ZM93 194V195H92ZM174 194V195H173ZM180 194H181V198H180ZM226 194V195H225ZM235 194V195H234ZM40 196H42V197H40ZM179 196V197H178ZM237 196V197H236ZM30 197H32V198H30ZM129 198V200H128V198ZM135 198V199H134ZM156 198V199H155ZM175 198H176V200H177V202H175ZM44 199V200H43ZM125 199V200H124ZM131 199V200H130ZM170 199H172L171 201H170ZM235 199H237V201L235 200ZM127 200V201H126ZM133 200V201H132ZM160 200V201H159ZM34 201V202H33ZM124 201V202H123ZM146 201V202H145ZM235 201H236V203H235ZM127 204H126V203ZM130 202V203H129ZM135 202V205H136V213H137V215H136V217H135V222L137 221V223H138V225H140L141 223H144V222H146L147 220H151L152 222H153V226L148 230V232L144 235V236H138L134 241H132V242H130V243H128V242H126V240H127V236H128V234H129V229L132 227L133 228V226H130L129 225V222L127 221V217H126V209H128L127 207H129L130 206V204H133ZM145 202V203H144ZM156 202V203H155ZM164 203V204H161V203ZM217 202V201H216ZM34 203V204H33ZM40 203V204H39ZM147 203V204H146ZM31 204L33 205V206H31ZM104 203H101V205H103ZM227 204V205H226ZM128 205V206H127ZM155 205V206H154ZM161 205V206H160ZM153 206V207H152ZM50 207V208H49ZM56 208H54L53 206H52V204H48V206H47V212H46V214H48L49 216H51L52 214H54V216L53 217H57L58 215V213H61L62 212V208H59V206H55ZM83 208H82V211L84 212L85 211V214L86 215H84V213H83V215H82V217H81V221L82 222H78L77 223V225L75 226V231H80V230H84L85 228V226L87 225V224H92L94 227H96V229L99 231V232H101L102 231V224H101V220L98 218V217H96V218H98V219H93V220H91L90 218H89V216H88V214H87V211H86V206H82ZM211 207H213V206H211ZM210 207V208H211ZM57 208H59V209H57ZM171 209H173V210H170L169 211V214H170V216L172 217V220H174V221H178L179 220V222H181L182 223V221H183V219L181 218L182 217V215H181V213H179L178 211V209L174 206V207H170ZM34 209V210H33ZM206 208H205V205L203 206V209H201L200 211H199V216H197V220H199V219H201V217L203 216L204 217V210H205ZM122 210H125V211H122ZM149 210V211H148ZM32 212L31 214H30V212ZM148 211V212H147ZM119 212H121L122 214H123V216L121 215V213H119ZM144 214H143V213ZM176 212V213H175ZM142 213V214H141ZM175 213V214H174ZM117 214H119V215H117ZM173 214V215H172ZM220 214V215H219ZM255 214L256 213H252L251 215H252V217H253V215L255 216ZM28 215V216H27ZM177 215V216H176ZM181 215V216H180ZM250 215V216H251ZM118 216V217H117ZM143 216V217H142ZM162 216V217H161ZM179 216V217H178ZM218 216H220V218L218 217ZM114 217H115V219H114ZM199 217V218H198ZM122 218H124V219H122ZM181 218V219H180ZM225 218V219H224ZM89 219V220H88ZM114 219V220H113ZM122 219V220H121ZM140 219V220H139ZM48 222L46 223V227L45 226H42L41 227V225L38 227V229L36 228L33 232H31V233H29L30 232V230L29 229H26V232H25V236L29 233V235H28V239H33L32 241L33 242H31L30 243V248H29V256L30 257H32V256H34V255H38V254H40L41 253V251L44 253H47V252H49L50 251V248H52V243L59 237V231H58V229L57 228H55L53 225H52V223H53V219L51 218H48V220H47ZM88 221V222H87ZM93 221H94V223H93ZM96 221H98V222H96ZM122 221V222H121ZM127 221V222H126ZM86 222V223H85ZM81 223V224H80ZM100 223V224H99ZM115 223V224H114ZM122 224V225H121ZM157 224V225H156ZM83 225H84V227H83ZM129 225V226H128ZM12 226H13V228H12V232H16V231H18L19 229H18V220L17 219H15V220H12ZM47 226H49V227H47ZM122 226V227H121ZM78 227V228H77ZM83 227V228H82ZM97 227H99V228H97ZM40 228V229H39ZM131 228V229H132ZM17 229V230H16ZM51 229V230H50ZM130 229V230H131ZM156 231H155V230ZM77 231V232H78ZM152 232V233H151ZM155 232V233H154ZM51 233V234H50ZM125 235H124V234ZM39 234V235H38ZM156 236H155V235ZM154 236V237H153ZM113 237V238H112ZM154 238H155V240H154ZM76 239V240H75ZM72 240H73V242H72ZM139 240V241H138ZM195 240L196 241H199V238L198 237H196L195 238ZM48 241V242H47ZM105 241V242H104ZM153 242V243H152ZM43 243V244H42ZM98 243V244H97ZM35 244V245H34ZM39 245V246H37V245ZM76 244V245H75ZM181 244V245H180ZM180 244H178L177 245V248H181L182 246H183V244H182V242L180 243ZM130 245V246H129ZM151 245V246H150ZM202 245H204V244H202ZM141 246V247H140ZM157 246V247H156ZM205 246L207 247L208 245L207 244H205ZM45 247H46V249H45ZM76 247V248H75ZM146 247V248H145ZM130 248V249H129ZM44 249V250H43ZM99 249V250H98ZM106 250H108V251H106ZM142 250V251H141ZM139 253H141V254H139ZM64 254H65V251H63L62 252V255L64 256ZM169 254H171V255H169V258L167 259V262H169V263H167V264H170V261L172 262L171 264H173L174 263V260H175V258H176V253H172V251H170V253ZM9 255H15L16 256V260H15V264H21L20 263V259L22 258V251H21V248H18L17 249V247H15V246H13V248H12V251H11V253H8L7 254V257L9 256ZM32 255V256H31ZM140 255V256H139ZM155 255H156V257H155ZM159 256V257H158ZM73 257H74V259H73ZM148 260H147V259ZM153 258H155L153 261H152V259ZM171 258V259H170ZM150 259H151V261H150ZM173 259V260H172ZM129 260V261H128ZM143 260V261H142ZM160 260V259H159ZM119 261V262H118ZM139 261H141V262H139ZM149 261H150V263H149Z\"/></svg>",
    "mask_w": 264,
    "mask_h": 264
}]
</instances>
